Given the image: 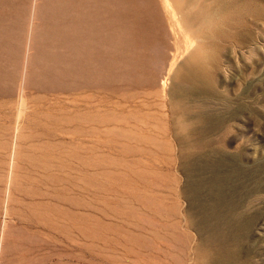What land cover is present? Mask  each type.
<instances>
[{
  "label": "rangeland",
  "instance_id": "1",
  "mask_svg": "<svg viewBox=\"0 0 264 264\" xmlns=\"http://www.w3.org/2000/svg\"><path fill=\"white\" fill-rule=\"evenodd\" d=\"M223 247L264 264V0H0V264Z\"/></svg>",
  "mask_w": 264,
  "mask_h": 264
},
{
  "label": "bare ground",
  "instance_id": "2",
  "mask_svg": "<svg viewBox=\"0 0 264 264\" xmlns=\"http://www.w3.org/2000/svg\"><path fill=\"white\" fill-rule=\"evenodd\" d=\"M33 1V0H32ZM35 1V0H34ZM40 1V0H39ZM183 1V0H182ZM32 4H33V2H32ZM39 4V3H38ZM179 4V3H178ZM180 5V4H179ZM181 5H183V4H181ZM180 7H182V6H180ZM40 8V7H39ZM32 9V8H31ZM38 10V9H37ZM199 11V10H198ZM40 13V12H39ZM33 14V13H32ZM186 14V13H185ZM37 15H39V14H37ZM36 15V16H37ZM193 15V14H192ZM187 16V15H186ZM196 16H198V14L196 15ZM186 19V18H185ZM186 21V20H185ZM185 23V22H184ZM187 23V22H186ZM189 25V24H188ZM28 33V32H27ZM34 34V33H33ZM28 36V35H27ZM33 36V35H32ZM33 39V38H32ZM33 42V41H32ZM36 42H37V40H36ZM36 42H34V43H36ZM26 43H27V41H26ZM33 43V44H34ZM28 47V46H27ZM33 48H34V46H33ZM32 50V49H31ZM34 53V52H33ZM32 53V54H33ZM31 54V56H33ZM26 55V54H25ZM30 56V57H31ZM26 57V56H25ZM29 59V58H28ZM33 59V58H32ZM32 61H34V60H32ZM30 62H31V60H30ZM27 64V63H26ZM25 65V64H24ZM30 65V64H29ZM30 67V66H29ZM22 73H23V69H22ZM30 73V72H29ZM29 73H28V75H29ZM31 75V74H30ZM23 76V75H22ZM26 77V76H25ZM28 77V76H27ZM29 78V77H28ZM26 79V78H25ZM186 127V126H185ZM235 235L237 236L238 235V232L237 233H235ZM213 239V238H212ZM237 239H238V236H237ZM236 239V240H237ZM211 241V240H210ZM220 242V241H219ZM214 244V243H213ZM207 246V245H206ZM221 251H222V254H223V257H225V258H227V259H229L230 261H234L233 263H236L237 264V258H235V255H236V253H235V251L233 250V249H229V248H221ZM206 255V254H205ZM217 256V255H216ZM206 257H208V256H206ZM210 258V257H209ZM206 259V258H205ZM213 259V258H212ZM206 264V263H205Z\"/></svg>",
  "mask_w": 264,
  "mask_h": 264
}]
</instances>
